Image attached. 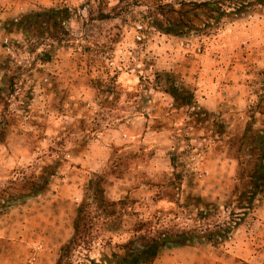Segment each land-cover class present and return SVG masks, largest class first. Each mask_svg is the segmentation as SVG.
I'll return each mask as SVG.
<instances>
[{
	"label": "rangeland",
	"instance_id": "1",
	"mask_svg": "<svg viewBox=\"0 0 264 264\" xmlns=\"http://www.w3.org/2000/svg\"><path fill=\"white\" fill-rule=\"evenodd\" d=\"M40 2L21 0L26 11L14 13L12 1L0 0L2 263L54 264L72 235L89 182L99 175L107 199L124 204L116 209L117 230L97 224L90 258L109 256L145 222L143 229L154 236L187 231L198 236L186 246L165 247L153 264H264V187L225 240L205 235L208 226H223L236 209L238 163L229 141L252 116L258 118L252 109L264 95V8L227 17L206 34L170 37L141 22L137 12L145 7L100 23L90 14L102 0ZM106 3L114 7L118 1ZM64 7L73 16L56 39L36 28L24 34L17 25L21 16ZM156 73L171 75L168 86H183L198 104L218 102L212 114L225 126V137L210 127L206 133L204 125L181 140L162 130L171 101L152 90ZM76 152L92 156L86 164L74 163ZM55 161L61 165L43 193L1 203L14 187L21 190L22 179L35 177L42 184ZM200 212L206 216L200 218Z\"/></svg>",
	"mask_w": 264,
	"mask_h": 264
},
{
	"label": "trees",
	"instance_id": "2",
	"mask_svg": "<svg viewBox=\"0 0 264 264\" xmlns=\"http://www.w3.org/2000/svg\"><path fill=\"white\" fill-rule=\"evenodd\" d=\"M114 7L107 5V0L96 7L95 13L90 14V20L93 22H110L117 20L124 15L134 14L135 10L145 7L144 11L137 12L141 16V22L156 30L158 33L179 37L185 33L206 34L220 26L227 17L240 18L246 10L253 6L263 7L264 0H205V1H184L175 0H117ZM73 14L68 8H51L43 12L30 13L21 16L17 21L24 34L29 33V29L36 28L39 33L49 32L50 38H57V30L64 26L72 18ZM28 28V30H26ZM63 33L66 30H62ZM169 74L156 73L151 82L152 90L159 92L169 99L170 108L165 116L168 129L173 140H181L178 137L185 132L187 134L202 130L197 126L204 125L203 130L206 133L217 129L220 137H225L223 130L225 126L218 119L214 118L212 112L201 108L192 92L185 90L183 86L171 84ZM119 88V87H117ZM117 93H121L117 90ZM134 97L135 94H127ZM258 117L252 116V122L249 123L244 132L232 141L229 146L235 150V159L238 163L237 181L239 191L236 196L235 211L230 213V219L223 226H208L205 235L208 240L213 237L226 239L242 222L247 213L258 203L259 196L263 194L264 187V95L258 98L257 105L252 109ZM148 118V115L145 116ZM210 124V125H209ZM212 131H210V128ZM160 128H163L162 126ZM191 131V132H190ZM4 134V124H0V138ZM194 135V134H193ZM186 136V137H185ZM188 140L189 136L185 135ZM61 162H54V170H50L47 178H43L42 184L36 178L22 179L20 189L16 187L14 191L7 194L2 199L3 205H11L23 201L29 197L38 196L43 193V187L53 178L56 169ZM173 170L176 169V162L170 160ZM95 181H90L84 200L78 205L72 224V235L70 239L58 251L54 264H153L158 258L160 252L167 246L176 245L183 247L197 239L194 232H162L157 236L151 235L144 230L147 226L145 222H139L134 226V234L130 236L123 244L116 246L109 256L102 255L101 259L96 261L90 258L95 241L94 233H98L100 228L97 224L117 230L115 219L116 209L122 206L123 201L114 202L108 200L106 191L102 186L103 177L96 175ZM175 182L181 184L183 177L176 174ZM43 185V186H42ZM237 188V189H238ZM238 211V212H236ZM200 218L206 216L203 212L198 214Z\"/></svg>",
	"mask_w": 264,
	"mask_h": 264
},
{
	"label": "crops",
	"instance_id": "3",
	"mask_svg": "<svg viewBox=\"0 0 264 264\" xmlns=\"http://www.w3.org/2000/svg\"><path fill=\"white\" fill-rule=\"evenodd\" d=\"M10 1H12V3H14V5H16V10L14 11V13H16V12H18L19 13V11L21 10V11H26V9L27 8H25V5L24 6H22L21 5V0H10ZM57 1H64V3H70V2H72L73 0H41V2H40V4H42V5H46V4H56L57 3ZM240 25H242V24H240ZM246 25V24H245ZM250 26L252 25V23L251 24H249ZM254 25H256V24H254ZM262 25V27H264V22L261 24ZM243 29L246 31V28L243 26ZM248 37H249V35H248ZM250 38V37H249ZM253 41H254V39H252ZM249 41V40H248ZM256 41V40H255ZM260 43H262V44H264V42H263V39H261V41H260ZM223 92H225L224 90H220V93H218L219 94V96L221 95V94H223ZM224 95V94H223ZM218 99V98H217ZM201 108H203V109H205L206 111H208V112H214V111H216V108H217V106H218V102H215V103H211V102H209L208 100L207 101H204V104H198ZM167 110V109H166ZM166 112V114H165V116L167 115V111H165ZM164 120H165V122H168V120L166 119V117H164ZM150 129V128H149ZM149 129H146V131H148V132H150L149 131ZM162 130H168V129H162ZM158 131V130H157ZM159 133V132H158ZM155 134V133H154ZM108 146H110L109 144H107ZM103 148V147H102ZM77 153V152H76ZM79 153H77V154H72V156H71V160L72 161H74V163H84V164H86L87 163V161L89 160V158L92 156V155H90L88 152H86V153H80L79 155H78ZM1 258V257H0ZM0 264H3L2 263V261H1V259H0Z\"/></svg>",
	"mask_w": 264,
	"mask_h": 264
}]
</instances>
